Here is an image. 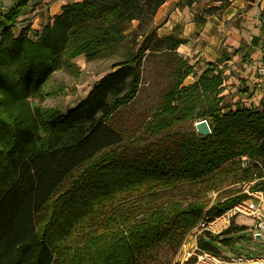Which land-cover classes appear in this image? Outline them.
<instances>
[{
	"label": "trees",
	"instance_id": "1",
	"mask_svg": "<svg viewBox=\"0 0 264 264\" xmlns=\"http://www.w3.org/2000/svg\"><path fill=\"white\" fill-rule=\"evenodd\" d=\"M29 1H17L1 21L5 31L0 40V264H139L149 248L172 240L176 233L184 236L205 207L173 203L152 209L135 222L130 214L118 221L111 203L123 194L132 198L174 180L229 178L232 184L262 176L264 109L224 104L225 76L218 63H190L177 51L182 39L149 32L166 0L76 1L64 5L53 23L40 31L15 36L11 27ZM141 33L146 38L138 47ZM159 48L176 59V81L148 120L146 136L156 137L196 119H206L211 133L184 135L175 161L156 153L152 159L134 160L127 170L116 150L122 146L128 150L141 138L125 143V134L110 119L136 97L142 55ZM79 54L88 62L113 58L110 72L66 111L34 105L31 99L42 96L51 74L79 70L73 62ZM198 69V78L185 85ZM237 94L239 99L252 95L244 79ZM223 107L228 108L222 112ZM244 155L249 159L243 165ZM100 156L97 170L85 168ZM119 169L124 170L120 176ZM67 182L70 185L63 188ZM263 183L255 182L254 188H264ZM247 197L244 193L230 197L208 209L207 216H220ZM97 217L102 219L99 226ZM92 224L96 227L90 230ZM235 229L231 223L216 237H200L199 245L221 255L207 238L221 239ZM222 241L229 243L224 237Z\"/></svg>",
	"mask_w": 264,
	"mask_h": 264
},
{
	"label": "rangeland",
	"instance_id": "2",
	"mask_svg": "<svg viewBox=\"0 0 264 264\" xmlns=\"http://www.w3.org/2000/svg\"><path fill=\"white\" fill-rule=\"evenodd\" d=\"M151 31H156L158 33L157 28L153 27V22L149 29V32ZM145 38L146 34H142L138 37V47L142 45V41H144ZM124 48L126 47H120L119 52L124 51ZM159 49L160 50L152 54H148V50H146L144 55H142L141 65L143 70L136 97L133 101L114 112L110 119V122L115 123L125 134L123 137L125 143L136 141L137 138H141L128 150H124L123 146L116 150L120 159L125 160L123 161V165H126L124 167L127 170L133 167L132 165L135 164L134 160L140 161L144 156L148 159H152L155 157L156 153H160L161 156L165 155V157H171V159L175 161L179 156L177 148L180 145L182 137L184 135L194 136L198 133L195 124L202 120L196 119L197 121L185 123L181 128L163 132L156 137L146 136L147 133L145 130L148 120L165 103L166 93L176 81V70L178 67L176 59L172 56L169 57L165 51L161 52V48ZM113 60L114 59L111 58L106 61L99 60L88 62L85 54L77 55L73 58V62L78 65L79 70L70 73L65 69H61L51 74L42 87V96L32 98V103L34 105L41 104L45 107H55L62 112L66 111L69 107H74L81 98L90 92L94 84L110 72L107 67ZM200 73L201 70L198 69L197 75H189L185 79L184 84L189 85L194 82ZM224 76L225 90L222 93L223 103L231 107L236 103H243L248 108H255L247 105L251 96H243L239 99L237 89H233L235 84L233 79H230L231 75L226 73ZM227 108H221L222 112L226 111ZM108 150L100 155L102 156L109 152ZM101 156L92 160L85 168L88 166L87 169H90L93 173L101 166ZM160 158L163 159V157ZM113 159L118 160V157L115 156L114 153ZM248 159L247 155L242 157V161L244 162L243 165L247 163L246 161H248ZM259 167V171H261L262 175L261 177L232 184L228 182L230 181L229 178L202 182L196 180H174L167 186L160 187L159 185L152 191L135 193V196L132 198H128V194H123L118 198L117 203H111V208L113 210L112 214L118 221H122V218L130 214L133 216V221L135 222L146 217L149 211L155 208H165L173 203H180L184 206L189 203H198L204 205L205 210L203 216H205L208 213V209H212L226 199L242 195L243 193L247 194V192L244 191L246 189L245 183H249V181L252 180L255 182L264 181V163L260 164ZM113 168H115V166L112 167V169ZM118 171V175L120 176L124 170L119 169ZM69 185L70 182H67L63 188ZM101 223L102 219L100 220V218L97 217V226ZM232 223H234V226L238 227V229L226 233L224 236H220L221 239L207 238L209 243L216 247V251L220 254H228L230 256L243 255L264 257V234H262L260 238L256 237L258 232L252 227L253 220L250 217L239 215L234 218ZM95 227L96 224H92L90 230ZM195 227L196 225L191 227L192 229L190 228L185 232L184 236H182L180 232L176 233L172 240L162 241L158 245L149 248L140 255L139 264H174L175 261L180 263L183 255V243H187V247L192 246V243H194L195 235L193 229ZM206 235L207 234H199L198 239ZM216 236L218 235H215V237ZM222 237L229 239V243L223 242ZM181 242L182 247L180 249ZM197 243L199 244L198 240Z\"/></svg>",
	"mask_w": 264,
	"mask_h": 264
},
{
	"label": "crops",
	"instance_id": "3",
	"mask_svg": "<svg viewBox=\"0 0 264 264\" xmlns=\"http://www.w3.org/2000/svg\"><path fill=\"white\" fill-rule=\"evenodd\" d=\"M17 1L0 0V10L4 14ZM76 1L81 0H30L11 31L15 36L40 31L53 23L64 5ZM181 1L166 0L159 6L153 20L158 34L182 39L177 51L190 63H218L231 75L233 89L244 79L252 91L247 105L264 109V0Z\"/></svg>",
	"mask_w": 264,
	"mask_h": 264
},
{
	"label": "built area",
	"instance_id": "4",
	"mask_svg": "<svg viewBox=\"0 0 264 264\" xmlns=\"http://www.w3.org/2000/svg\"><path fill=\"white\" fill-rule=\"evenodd\" d=\"M2 17L3 13L0 10V40L5 31V25L1 22ZM258 70L260 73L263 72V67ZM254 182L255 181L252 180L249 181V183H245L246 189L244 191L247 192V198L238 201L225 210L220 216L211 218L205 215L198 221L196 227L193 229L195 235V239L193 238V245L187 247V243H183L181 262H176L175 264H264V257L262 256L219 255L201 247L197 243L199 234L219 235L224 232L234 218L239 215L250 217L253 220V229L261 236L264 234V188H254Z\"/></svg>",
	"mask_w": 264,
	"mask_h": 264
},
{
	"label": "water",
	"instance_id": "5",
	"mask_svg": "<svg viewBox=\"0 0 264 264\" xmlns=\"http://www.w3.org/2000/svg\"><path fill=\"white\" fill-rule=\"evenodd\" d=\"M195 126H196L197 132L201 135H209L211 133V128H210L209 122L206 119H202V120L198 121L195 124ZM256 237L260 238L261 235L257 234Z\"/></svg>",
	"mask_w": 264,
	"mask_h": 264
}]
</instances>
